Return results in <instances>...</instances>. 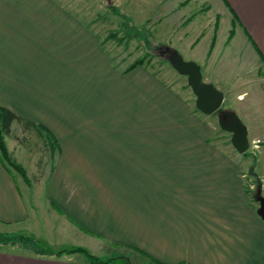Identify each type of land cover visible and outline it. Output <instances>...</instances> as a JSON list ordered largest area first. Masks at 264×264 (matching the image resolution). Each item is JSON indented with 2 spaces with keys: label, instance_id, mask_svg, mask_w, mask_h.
Listing matches in <instances>:
<instances>
[{
  "label": "crops",
  "instance_id": "crops-1",
  "mask_svg": "<svg viewBox=\"0 0 264 264\" xmlns=\"http://www.w3.org/2000/svg\"><path fill=\"white\" fill-rule=\"evenodd\" d=\"M219 2L264 82V0ZM93 21L64 0H0V104L55 148L27 204L0 159V224H37L41 212L162 264H264V221L237 162L177 92L116 61ZM75 253L0 247V264H90Z\"/></svg>",
  "mask_w": 264,
  "mask_h": 264
},
{
  "label": "rangeland",
  "instance_id": "rangeland-1",
  "mask_svg": "<svg viewBox=\"0 0 264 264\" xmlns=\"http://www.w3.org/2000/svg\"><path fill=\"white\" fill-rule=\"evenodd\" d=\"M64 1L84 20L94 19V29L106 40L105 46L113 52L116 61L121 59L126 65L141 59V65L149 73L186 100L208 125L209 142L217 152L237 162L239 173L244 175L248 201L257 208L258 183L264 196V82L259 63L249 55L244 37L235 35L233 21L223 11L219 0ZM211 43L215 49L207 57ZM165 46L177 50L185 60L196 62L203 80H210L223 92L221 109L233 110L247 127L249 146L245 152H238L231 143L232 133L220 127L219 112L204 114L195 107V95L187 84V77L171 65L168 53L161 51ZM41 133L34 129L23 131L21 124L14 122L11 135H8L7 143L12 153L9 155L16 166L10 165L8 169L26 204L39 200L43 176L55 161L54 145L44 131ZM37 214V224L30 226L27 221L15 226L0 224V237L16 238L15 241L0 238V247L42 254L49 249L55 252L82 246L103 259L115 257L113 264H157L125 245L103 238H98L101 242L97 244L91 236L71 234L58 227L61 220L46 214L48 220L43 222L40 216L43 213ZM84 256L79 252L73 254L76 258Z\"/></svg>",
  "mask_w": 264,
  "mask_h": 264
},
{
  "label": "water",
  "instance_id": "water-1",
  "mask_svg": "<svg viewBox=\"0 0 264 264\" xmlns=\"http://www.w3.org/2000/svg\"><path fill=\"white\" fill-rule=\"evenodd\" d=\"M161 51L168 53L171 65L179 73L186 75L187 84L195 95V107L204 114L219 112L220 127L232 133L231 143L235 149L240 153L245 152L249 146L247 127L233 110L221 109L223 92L213 83L203 80L200 66L196 62L185 60L177 50H171L168 46ZM255 197L259 202L256 213L264 221V196L261 187H257Z\"/></svg>",
  "mask_w": 264,
  "mask_h": 264
},
{
  "label": "trees",
  "instance_id": "trees-1",
  "mask_svg": "<svg viewBox=\"0 0 264 264\" xmlns=\"http://www.w3.org/2000/svg\"><path fill=\"white\" fill-rule=\"evenodd\" d=\"M232 33H233V31H231L230 35ZM212 44L213 43H211V45H210L211 47L213 46ZM141 63H142L141 59L136 60L130 64L129 69L134 68L137 65H141ZM14 121L21 124V127L26 131H28L30 129H34L35 131H38L39 134H42L41 133L42 130L39 127H37L35 123L28 121L21 116H18L11 109L0 104V159L3 163V165L7 169L10 165L16 167L11 161V158H10V155L8 152V148L6 145V140H5V135L11 134V126H12V123ZM35 126L37 127V129L34 128ZM257 187H259V183H258ZM0 238L3 240H6V241L7 240L8 241H15L16 240V238L14 236H10V235L7 237L2 236ZM62 252H68V253H70V252H81L86 256V258L88 259V262L90 264H113L112 260L115 258V257H111V258L103 259L97 255L90 253L88 251V249H86L85 247H82V246H72V247L60 249L59 251H55V252H53V251H51V249H49L48 251H45L44 253L60 254ZM152 260L154 261V259H152ZM154 262H156L157 264H162L158 261H154Z\"/></svg>",
  "mask_w": 264,
  "mask_h": 264
},
{
  "label": "flooded vegetation",
  "instance_id": "flooded-vegetation-1",
  "mask_svg": "<svg viewBox=\"0 0 264 264\" xmlns=\"http://www.w3.org/2000/svg\"><path fill=\"white\" fill-rule=\"evenodd\" d=\"M225 110V109H224ZM222 116H226V115H222ZM219 121V120H218Z\"/></svg>",
  "mask_w": 264,
  "mask_h": 264
}]
</instances>
